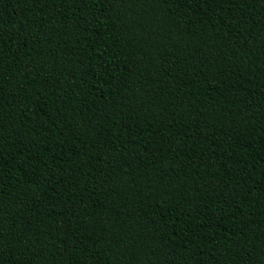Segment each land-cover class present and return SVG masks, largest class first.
Here are the masks:
<instances>
[{
    "label": "trees",
    "instance_id": "16d2710c",
    "mask_svg": "<svg viewBox=\"0 0 264 264\" xmlns=\"http://www.w3.org/2000/svg\"><path fill=\"white\" fill-rule=\"evenodd\" d=\"M0 264H264V0H0Z\"/></svg>",
    "mask_w": 264,
    "mask_h": 264
}]
</instances>
